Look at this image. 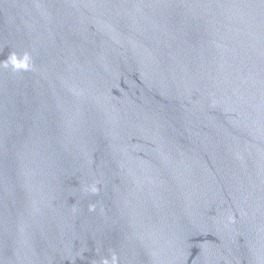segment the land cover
Wrapping results in <instances>:
<instances>
[{
    "label": "water",
    "instance_id": "obj_1",
    "mask_svg": "<svg viewBox=\"0 0 264 264\" xmlns=\"http://www.w3.org/2000/svg\"><path fill=\"white\" fill-rule=\"evenodd\" d=\"M0 264H264V0H0Z\"/></svg>",
    "mask_w": 264,
    "mask_h": 264
}]
</instances>
